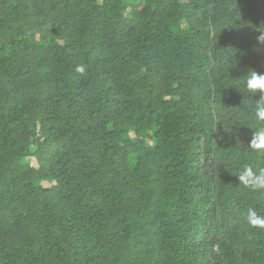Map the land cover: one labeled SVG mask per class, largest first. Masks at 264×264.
<instances>
[{
  "label": "trees",
  "instance_id": "obj_1",
  "mask_svg": "<svg viewBox=\"0 0 264 264\" xmlns=\"http://www.w3.org/2000/svg\"><path fill=\"white\" fill-rule=\"evenodd\" d=\"M261 32L264 0H0V264H264Z\"/></svg>",
  "mask_w": 264,
  "mask_h": 264
},
{
  "label": "clouds",
  "instance_id": "obj_2",
  "mask_svg": "<svg viewBox=\"0 0 264 264\" xmlns=\"http://www.w3.org/2000/svg\"><path fill=\"white\" fill-rule=\"evenodd\" d=\"M257 42L264 44V32L257 37ZM76 71L83 74L84 66H78ZM243 95L259 96L254 106V115L258 121L264 122V73H260L255 69H248L244 76L243 86L239 90ZM253 150H264V131H257L253 134L250 142ZM238 179L247 189L251 191H264V169H260L259 173L253 171L252 167L245 166L238 174ZM246 223L253 228L264 230V214H259L257 210L250 208L245 215Z\"/></svg>",
  "mask_w": 264,
  "mask_h": 264
},
{
  "label": "rangeland",
  "instance_id": "obj_3",
  "mask_svg": "<svg viewBox=\"0 0 264 264\" xmlns=\"http://www.w3.org/2000/svg\"><path fill=\"white\" fill-rule=\"evenodd\" d=\"M26 160L29 162V164L35 168H37V161L34 158H26ZM45 187L49 186L48 183L44 182L42 183Z\"/></svg>",
  "mask_w": 264,
  "mask_h": 264
},
{
  "label": "bare ground",
  "instance_id": "obj_4",
  "mask_svg": "<svg viewBox=\"0 0 264 264\" xmlns=\"http://www.w3.org/2000/svg\"><path fill=\"white\" fill-rule=\"evenodd\" d=\"M52 122V121H51Z\"/></svg>",
  "mask_w": 264,
  "mask_h": 264
}]
</instances>
